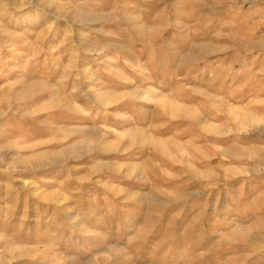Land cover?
Segmentation results:
<instances>
[{
	"label": "rangeland",
	"instance_id": "1",
	"mask_svg": "<svg viewBox=\"0 0 264 264\" xmlns=\"http://www.w3.org/2000/svg\"><path fill=\"white\" fill-rule=\"evenodd\" d=\"M0 264H264V0H0Z\"/></svg>",
	"mask_w": 264,
	"mask_h": 264
},
{
	"label": "bare ground",
	"instance_id": "2",
	"mask_svg": "<svg viewBox=\"0 0 264 264\" xmlns=\"http://www.w3.org/2000/svg\"><path fill=\"white\" fill-rule=\"evenodd\" d=\"M165 105H168V104H165ZM164 106V105H163Z\"/></svg>",
	"mask_w": 264,
	"mask_h": 264
}]
</instances>
